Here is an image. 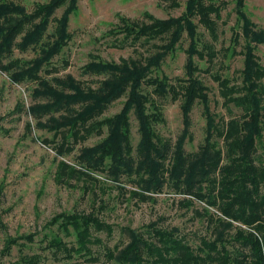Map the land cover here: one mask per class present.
<instances>
[{"label": "trees", "instance_id": "trees-1", "mask_svg": "<svg viewBox=\"0 0 264 264\" xmlns=\"http://www.w3.org/2000/svg\"><path fill=\"white\" fill-rule=\"evenodd\" d=\"M160 1L174 8L182 0ZM183 1L185 9L178 17L160 19L146 13L148 22L119 17L120 24L109 31L115 36L113 46H135L154 39L163 42L154 45L158 51L153 55L128 56L118 62L98 59L86 63L84 71L102 74L97 87L70 75H48L57 72L52 59L72 37L67 25L69 15L76 11L77 0H49L38 3L30 12L17 4L1 2L0 69L16 83L28 79L37 83L32 93L48 97L45 104L32 106L33 112L63 113L54 127L60 134V143L52 145L58 154L71 152L76 144L92 135H103L106 128V135L100 142L82 148L78 166L65 160L58 162L59 182L73 177H91L90 171L104 173L114 181L134 175L140 188L130 191L132 198L140 202L155 201L154 194L162 192L163 186L167 185L175 193L203 201L202 211L195 210V213L216 221L218 227L229 229L225 236L218 234L212 241L202 238L196 247L167 229L153 226L140 233L130 231V239L121 248L104 246L102 256L111 264H264V155L258 152L264 130V89L260 82L264 79V65L254 51L256 44L264 41V30L252 28L253 23L242 9L243 1L235 0L240 31L235 30L231 39L241 49L236 51L234 47H226L224 51L231 50V56L243 55L241 83H231L228 77L219 73L212 74L229 116L215 117L206 111L204 142L195 152H187L180 140L171 144L170 140L163 139L155 130V124L164 120L161 111L164 100H180L185 118L195 103L208 100L207 86L194 75L200 68L192 57L196 55L211 63L216 50L212 43L198 47V38L195 40L197 23L192 19L197 18L211 38L217 40V20L225 2ZM63 5L62 14L54 18L55 26L46 38L50 16ZM184 32L190 38L185 49V76L172 80L166 74H153V70L161 65L164 54L176 50ZM117 34L122 36L117 37ZM14 48L20 51L32 49L36 56L11 58ZM5 58L7 62L3 63ZM41 70L47 73L41 75ZM122 97L126 98L122 108L113 115H105L110 105ZM232 106L240 112L233 115ZM131 110L135 112L138 124L139 139L135 146L130 137ZM43 142L50 144L48 139ZM190 201H185V205H190ZM209 208L215 210L216 218H212ZM55 220L65 234L75 238L71 242L57 235L48 238L45 248L51 251L55 260L74 257L88 262L100 260L99 254H93L91 245L101 241L92 237L91 232L105 231L111 235L110 225L93 211L60 213ZM23 237L33 241L32 235ZM18 242V239L7 237L3 249L8 253ZM39 258L38 254L23 255L20 262L38 264Z\"/></svg>", "mask_w": 264, "mask_h": 264}, {"label": "rangeland", "instance_id": "rangeland-1", "mask_svg": "<svg viewBox=\"0 0 264 264\" xmlns=\"http://www.w3.org/2000/svg\"><path fill=\"white\" fill-rule=\"evenodd\" d=\"M47 1L49 0H0V3L11 2L30 12L38 3ZM212 1L225 2L217 20V40L211 38L209 32L197 22V18L192 19L193 23H197L195 40L198 38V47L212 43L216 50V56L211 63L199 59L196 55L192 57L194 64L200 68L194 75L207 86L208 100L205 103H195L186 118L180 107V100H164L161 103L164 120L155 124V130L163 139L170 140L171 144L180 140L187 152H195L204 142L206 111L215 117L229 116L212 74L219 73L228 77L231 83H241L243 55L231 56V50L224 51L226 47H234L236 51L241 49L240 45L234 44L231 39L235 30L240 31L236 12L238 6L235 0ZM242 1L243 12L253 23L252 28L264 30V0ZM76 5V11L69 15L67 25L72 37L60 54L52 59L57 72L48 75H70L86 85L97 87L102 74L84 71L83 66L86 63L98 59L104 62H118L123 57L153 55L158 51L154 45L163 42L154 39L135 46H113L115 36L109 31L120 24L119 17H128L139 22L149 21L146 13L160 19L178 17L184 11L186 3L182 0L178 7L171 8L160 0H77ZM64 8L65 5L57 8L50 16L46 38L55 26L54 18L59 17ZM121 36L117 34V37ZM19 38L18 36L16 41ZM189 43L190 38L184 32L176 44V50L164 54L161 65L153 70V74H166L172 80L185 76V49ZM254 51L258 61L264 65V41L257 43ZM12 53L11 58L31 59L36 56L32 49L20 51L14 48ZM2 61L6 63L7 59ZM46 73L43 70L40 72L41 75ZM260 82L264 89V79ZM36 86L38 84L29 79L16 83L0 69V217L3 221V227L0 228V264H22L21 256L33 254L39 255L38 264H111L102 256L104 246H117L119 249L130 239V231L140 233L153 226L173 231L192 247L198 246L202 238L212 241L218 234H227L228 228L218 227L216 221H210L207 217H200L195 213V210L202 211L205 206L203 201L175 193L167 185L163 186L162 192L154 194L155 201L140 202L130 195L131 190L140 188L134 175L132 178L122 177L114 181L104 173L90 171L88 173L91 177H73L59 182L56 173L58 162L65 160L78 166L82 148L100 142L106 135V128L103 135H92L84 142L76 144L71 152L58 154L52 145L60 143V134L55 132L54 127L63 113L33 112L32 106L49 101L48 97L35 96L32 93ZM125 99L122 97L113 102L105 115L118 112ZM262 100L264 105V95ZM231 111L233 115L240 112L233 106ZM129 118L131 143L135 146L139 133L133 110L130 111ZM262 136L258 152L264 155V130ZM43 139L50 140V144L44 143ZM187 200L192 202L188 206L185 205ZM209 209L212 218H216L215 210ZM74 211H93L112 228L111 235L105 231L91 232L92 237L101 241L91 245L93 254L100 255L97 262L84 261L80 257L55 260L51 251L45 248L48 238L53 235L60 236L67 242L75 240L73 235L65 234L66 232L59 228L58 220H55L60 213ZM25 235H32L33 241L24 238ZM7 237L19 241V244H13L8 253L3 249Z\"/></svg>", "mask_w": 264, "mask_h": 264}]
</instances>
